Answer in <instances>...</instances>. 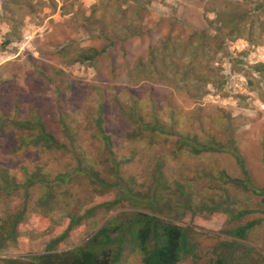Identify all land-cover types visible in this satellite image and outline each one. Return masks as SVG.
<instances>
[{
    "label": "rangeland",
    "instance_id": "rangeland-1",
    "mask_svg": "<svg viewBox=\"0 0 264 264\" xmlns=\"http://www.w3.org/2000/svg\"><path fill=\"white\" fill-rule=\"evenodd\" d=\"M263 10L264 0H0V179L23 184L33 174L36 180L25 193L22 187L2 192L0 180V218L23 212L17 243H5L0 258L40 253L67 216L82 217L88 208L117 199L123 186L144 199L164 186L157 196L161 208L155 212L144 201L125 199L96 210L71 228L58 250L81 244L125 211L154 213L191 230L197 257L177 264L224 257L217 242L230 237L221 231L249 220L231 221L209 203H220L212 176L223 171L238 177L231 141L255 184L264 187ZM236 13L242 18L235 19ZM219 19L224 27L215 33ZM87 48L104 52L92 62H76ZM127 97L143 100L147 120L155 117L201 144L213 137L218 149L194 156L174 149L178 135L144 133L130 140L117 115V108L129 105ZM98 106L108 148L95 133ZM32 117L66 149L19 147L26 134L10 122ZM87 160L93 169L79 171ZM240 244L244 249L232 250L231 264L241 251L246 264H264V222ZM120 260L140 264L129 249Z\"/></svg>",
    "mask_w": 264,
    "mask_h": 264
},
{
    "label": "trees",
    "instance_id": "trees-1",
    "mask_svg": "<svg viewBox=\"0 0 264 264\" xmlns=\"http://www.w3.org/2000/svg\"><path fill=\"white\" fill-rule=\"evenodd\" d=\"M148 3L145 2L144 5ZM139 9H143V3L137 6ZM264 13V10L263 12ZM242 14L236 13L235 19H241ZM208 25L210 21L207 20ZM218 27L213 28L216 33L220 32L221 28L224 27V23L221 19L218 21ZM223 23V24H221ZM206 34L203 30L201 33ZM131 33V32H130ZM139 32L131 33V35H138ZM199 37L201 34H195ZM194 38V37H193ZM160 45L165 47L164 41H160ZM111 42L107 39V47L111 46ZM155 49L152 48L148 56V59H152ZM104 52V49L96 50L92 48H87L81 54H78L75 58L76 62L87 63L92 62L100 58V55ZM100 61H104L102 58ZM151 61V60H150ZM152 65L154 61L149 62ZM173 65V64H172ZM170 65V67H172ZM93 91L96 92L97 88ZM115 94L112 96V101L115 100ZM129 105L124 107L120 106L117 108V115L124 119L127 127L126 137L130 140H139L141 136L145 133L150 136H156L157 138L163 137V139H168V136H177L178 141L175 142L174 149H185L192 155H198L200 152H211L218 149L216 142L213 137H209V141L201 144L197 141L195 136L188 137L187 133L173 131L170 127H165L158 124L155 117H150V120L141 116L143 109L140 107L143 100H137L132 97H127ZM119 104L116 101V107ZM103 110L101 106L96 109V118L94 124L96 127L95 133L97 134L99 140L105 145L106 148L110 146V136L106 135L101 128V117ZM143 117V118H142ZM10 124L19 132H24L25 136L19 138L18 146H23L31 144L33 147H47V148H60L65 150L64 146H60L54 137L45 132L43 122L39 121L37 117H32L26 120H15L11 121ZM210 135V134H209ZM231 143V152L234 160V165L238 170V177H230L223 171L219 172V175L212 176L211 181L219 182L215 186L216 190L219 192L220 203H216L210 200L212 211L220 210L227 214L229 220L240 221L245 218L249 220L245 221L241 225H238L232 229L223 230L221 233L230 237V240H223L217 242V249H223L225 251L224 257H219L214 261L208 260L202 264H231L232 257L231 252L235 247L237 252L240 254V250L244 249V245L240 244L241 241L245 240L248 234L254 228L261 225L264 222V187L255 184L253 178L251 177L247 167L245 166V161L239 154L238 150ZM216 147V148H214ZM108 151V149H106ZM234 152V153H233ZM131 157L126 158L125 161H130ZM91 168L93 165L88 163V160L83 164L81 169ZM3 183L1 188L2 192L15 191L16 188L22 187L24 193L27 186L33 185L35 176L32 174L26 183L15 184L13 178L8 176H2L0 179ZM41 181V180H40ZM120 181V180H118ZM223 182L224 187L219 188L220 182ZM117 183V180L115 179ZM125 187V188H124ZM124 190L122 194L117 199L110 202L97 204L86 210L82 217L87 218L91 214L99 209L108 210L113 208L118 203H121L125 199H131L137 202H145L148 209H160L158 204V194L160 190H164V186L159 188H153L148 199L138 197L137 195H132L129 188L123 186ZM232 188L238 189L240 193H232ZM49 196V195H48ZM204 206V204H202ZM161 212V210L159 211ZM68 221L62 230L54 238L49 239L43 245V250L38 254H32L26 257H8L0 258V264H118L121 262L123 251L129 249L132 255H137L139 257L140 264H177L181 260L187 258L197 257L194 245L189 241V232L191 231L187 227H180L172 223L169 220L163 219L159 216L153 214H146L142 212H119L114 217L106 220L96 232L83 241L81 244L68 249V250H58V245L62 244L67 238L69 231L72 227L79 224L82 217L73 215L67 216ZM23 220V212H16L0 218V248L5 244L9 243L15 245L17 243V226ZM241 255L236 258L234 264H246L245 253L241 251Z\"/></svg>",
    "mask_w": 264,
    "mask_h": 264
}]
</instances>
